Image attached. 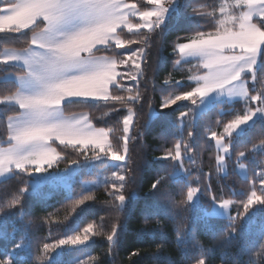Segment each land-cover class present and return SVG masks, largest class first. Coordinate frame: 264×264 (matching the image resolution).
I'll use <instances>...</instances> for the list:
<instances>
[{
	"label": "trees",
	"instance_id": "16d2710c",
	"mask_svg": "<svg viewBox=\"0 0 264 264\" xmlns=\"http://www.w3.org/2000/svg\"><path fill=\"white\" fill-rule=\"evenodd\" d=\"M138 5L144 0H128ZM14 0H0V5ZM219 0H177L175 9L167 14V19L155 32L149 33L147 56L143 65L145 74L139 84L120 80L125 89H111L113 95L128 97L135 95L138 87L141 98L134 104L123 102L86 100L82 104L64 106L65 114L84 112L93 127L109 132V141L113 150L123 143V118L129 107L133 109L135 123L131 128L133 139L129 142V165L133 179L124 190L128 195L123 213H117L112 197L108 195L111 187L104 184L85 188L75 180L69 188L44 183L38 190H31L30 176L0 181V259L10 258L11 264H195L205 259L206 264H264V238L260 231L264 228V207L253 208L241 221L237 213L243 211V203L252 191L251 181L259 194L260 173L264 172V119L255 120L231 138L224 136L225 125L237 115H243L247 104L241 100L231 103L220 101L205 112L194 116L195 105L191 100L177 102L170 108L160 109L163 97L189 91L194 84L189 80L192 72L190 63L177 64L178 53L172 48L181 38L194 36L196 31L214 33L218 15L216 9ZM196 9V12H193ZM215 12V15H207ZM197 13H204L198 16ZM147 32V30H144ZM29 37L32 35L28 33ZM119 38L122 46L113 44L111 50L97 55L123 58L126 50L142 43L128 44L129 40H140L124 29ZM26 38L17 34H0V54L8 48L25 46ZM119 65V72L124 67ZM257 73L264 71V63L256 68ZM12 65L0 64V98L10 95L15 88L3 78L10 73H18ZM170 81L165 85L163 81ZM174 81H182L175 86ZM259 83L256 87L259 88ZM197 99V98H196ZM155 114L149 117V105ZM119 109L118 112L111 109ZM105 113H108L105 115ZM181 113H185L181 117ZM14 115L10 107L0 104V142L7 136V117ZM192 133L189 136V133ZM213 132L225 137L230 152L227 156V170L222 174L218 170L217 152ZM181 145L182 161L157 159L169 150ZM61 159L51 170H63L69 161L86 160L82 153L72 146L53 144ZM186 149H191L187 151ZM245 151L240 163L247 167V177H241L236 171V158ZM89 152V153H88ZM87 156H93L89 149ZM174 173V175H170ZM164 177L155 191L150 190L151 183ZM24 180L29 181V190L21 197L22 204L9 208L8 202L23 188ZM188 187L199 188L197 206L188 207L186 202ZM85 195L92 197L84 205L75 201ZM216 202L229 200V216L237 217L240 229L236 235L225 237L229 220L227 216H207ZM185 201V204H181ZM255 207V206H254ZM76 211H73V209ZM147 216V223L144 218ZM91 223L90 239L84 245L67 247L53 254L49 261L46 253L40 252L43 243H54L68 235L82 232ZM116 246L110 251L106 236L114 224H120ZM183 229L181 235L177 231ZM101 233L96 235L95 233ZM23 240L25 247L13 246ZM138 251L139 255L131 253Z\"/></svg>",
	"mask_w": 264,
	"mask_h": 264
},
{
	"label": "snow or ice",
	"instance_id": "6c2138e0",
	"mask_svg": "<svg viewBox=\"0 0 264 264\" xmlns=\"http://www.w3.org/2000/svg\"><path fill=\"white\" fill-rule=\"evenodd\" d=\"M172 2L147 0V4L153 6L151 8L144 4H129L126 0H14L0 5V34H17L19 38H26L24 47L6 48L0 57V64L19 69L18 73L9 74V82L15 91L0 98V104L10 107L14 112V115L7 117V136L0 142V179L7 181L34 173L47 174L45 179L61 176V172L48 171L61 159L57 149L52 146L58 141L60 145L72 146L86 160L121 162L111 172V179L106 178L103 183L112 189L108 195L113 198L111 202L116 212L123 213L128 196L124 190L133 179L128 167L129 142L133 139L131 127L135 123L133 109L129 107L128 114L123 118V143L119 149L113 150L110 143L106 144L108 133L104 129H94L87 119L77 114L66 116L64 106L82 104L87 99L123 102L125 105L138 102L141 98L138 87L135 95L128 97L112 94L113 88L133 91L132 88L125 89L124 84L120 83L125 73L118 72L117 65H126L131 59L134 73L129 72L127 75L139 84L145 74L143 65L147 56L149 33L160 28ZM219 12L224 19L217 20L215 34L196 31L185 42L177 38L172 48L173 53L179 55L176 63L196 61L193 67L202 70V74L189 77L195 83L191 90L163 97L159 107L166 109L187 100L197 105V97L199 107L203 98L212 93L217 97L239 98L248 107L243 115H237L225 125V132L231 138L240 126L258 115L264 116V71L257 73L255 68L258 54L264 51V0H234L231 4H221ZM207 15L214 16L215 12ZM132 17H138V22L133 23ZM125 28L140 37L139 41H127L128 44L142 43L144 46L126 50L123 58L97 55L111 50L113 44L121 47L119 34ZM29 32L32 33L30 37ZM163 83L168 85L170 81L165 79ZM173 83L177 86L182 81ZM257 83L259 88L256 87ZM149 109L151 117V104ZM111 111L118 112L119 109L113 108ZM180 115L183 117L185 113ZM210 139L220 149L217 155L218 170L223 169L231 140L229 147H225L221 142L223 137L218 138L216 132L211 134ZM261 143L264 145V141ZM180 148L178 143L175 154L169 150L157 159L182 161ZM89 149L93 152L91 158L87 156ZM245 155V151L237 154L236 162L241 170L245 165L240 161ZM79 163V160L69 161L70 167L64 170V174ZM163 179L159 177L154 180L150 190L156 191ZM251 183L252 191L242 201L243 211L237 213V217L241 218L240 226L251 209L261 210L264 207V172L260 173L259 194L255 180ZM24 185L19 189V194L8 202L9 208L22 204L21 197L29 190V181L24 180ZM199 193V188L188 187V207L197 206ZM91 199V196L85 195L77 199L75 204L84 205L85 201ZM212 201L215 207L228 213L231 201L217 203L215 197ZM237 217L227 216L230 231L225 233L226 238L238 233L240 226H237ZM144 222L147 223V216ZM120 227L121 223L114 224L106 236L110 251L116 246ZM92 228L93 225L89 223L83 228L82 234L68 235L54 243H43L39 251L48 254L50 261L53 254L63 246L86 244ZM182 231H177L178 237ZM260 237L264 238V228L260 231ZM22 247H25L23 240L13 246L14 249ZM131 254L140 253L134 251ZM0 264H11V260L0 259ZM195 264H206V261L198 259Z\"/></svg>",
	"mask_w": 264,
	"mask_h": 264
},
{
	"label": "rangeland",
	"instance_id": "374dc122",
	"mask_svg": "<svg viewBox=\"0 0 264 264\" xmlns=\"http://www.w3.org/2000/svg\"><path fill=\"white\" fill-rule=\"evenodd\" d=\"M145 3H147V0H144ZM177 0H173L172 4L170 6H168V11L166 13L165 19L164 21L167 19V14L171 13L174 9H175V4H176ZM234 0H219V4L218 7L216 9V14L218 15V19L217 20H222L224 19V17H222L220 15L219 12V7L221 4H231L233 3ZM153 7L152 5L148 8ZM238 14V13H237ZM136 22H138L139 18L136 17ZM126 29V28H125ZM127 30V29H126ZM146 30V29H145ZM215 34V32L213 33ZM185 42V41H184ZM142 47L140 45H136L135 47L129 48L128 50H136L137 48ZM179 56V55H178ZM179 59V58H178ZM260 62L264 63V51L260 52L257 56V63L255 65V68H257L260 65ZM191 67H192V72L190 74V77H195L198 75L202 74V70L193 67L194 64H196V61H191ZM124 67V73H125V78L126 80H130L131 83L135 84V81H132L130 79V77L127 75V73L132 72L134 73V66H133V61L131 59L128 60L127 64H122ZM9 74L4 75L3 78H8ZM194 86L195 83L194 81H191ZM87 100H92V101H96L93 99H87ZM235 100H240L239 98H229L227 96H220L217 97L214 93L209 94L207 97L203 98L201 105L199 107H197V105H199V98L197 97V105H195L194 108V116H198L199 114H201L202 112H205L208 108H210L212 105H214L217 102L220 101H226L228 103H231ZM183 102V101H180ZM153 114L151 116H153L155 114V110L152 108ZM84 112H80L77 115L85 118L88 120L87 118V114ZM76 114V113H74ZM128 114V110L126 112V115ZM66 116H71L72 114H65ZM134 117V116H133ZM257 119H264V116H257L254 117L253 120L249 121L247 124L240 126L232 135H237L239 133H241L243 131L244 128L250 126L255 120ZM89 121V120H88ZM90 122V121H89ZM92 125V124H91ZM94 129H98L93 127ZM132 128V127H131ZM105 130V129H104ZM108 133V139L106 141V144L110 143L109 141V132L107 130H105ZM224 136L228 137L227 132H225L224 129ZM225 137H223V139L221 140V142L225 145V147H229L226 142H225ZM57 144H59V142H55ZM214 145H215V149L217 152V155L220 153V149L217 147L215 141H214ZM54 147V145H52ZM70 146V145H68ZM55 148V147H54ZM176 148L173 151V154H175ZM89 153V152H88ZM88 155V154H87ZM229 155V154H228ZM92 156H89V158H91ZM217 161V159H216ZM121 162H114L111 160H105V159H100V160H96V161H91L90 159L84 160V161H80V163L78 165H76L74 167V169H72L70 172H68L67 174H64V170L69 168L70 165L63 169V170H51L49 169V172H61L62 175L58 176V177H49L47 179H45L44 177L47 174H39V173H34L32 174L30 177V182H31V190L32 191H36L38 190L44 183H51L54 185H59L63 188H69L71 186V184L75 181V180H79L82 183V186L85 188H90V187H96L98 185L104 184L103 181L108 178L111 179V172L113 170H116V167L118 164H120ZM224 163V168L220 169L219 172L224 174L226 173L227 170V163L226 161L223 162ZM217 165H218V161H217ZM236 171L237 173L245 178L247 177V167L245 166L243 170H241L239 168V165H236ZM2 179H0L1 181ZM221 202V201H219ZM218 203V202H217ZM230 212V204H229V208H228V213H226L223 209H220L218 207H215L214 204L211 205L209 210L204 211V214L207 216H228ZM82 234V232H81ZM91 235V232L89 233V236ZM67 247H73V246H63L62 249L67 248ZM62 249L57 250L55 253H58L59 251H61Z\"/></svg>",
	"mask_w": 264,
	"mask_h": 264
},
{
	"label": "crops",
	"instance_id": "0c3cea01",
	"mask_svg": "<svg viewBox=\"0 0 264 264\" xmlns=\"http://www.w3.org/2000/svg\"><path fill=\"white\" fill-rule=\"evenodd\" d=\"M126 2L129 3V4L134 3V2H132V1H128V0H126ZM165 16H166V15H165ZM131 19H132V22H133V23H135L136 20H137L136 17H132ZM4 52H5V49L1 52L0 57H2V56L4 55ZM117 71L119 72V65H117ZM7 79H10V76H9ZM76 114H78V113H76ZM82 114H84V113H82ZM87 118H88V116H87ZM88 120H89V119H88Z\"/></svg>",
	"mask_w": 264,
	"mask_h": 264
}]
</instances>
